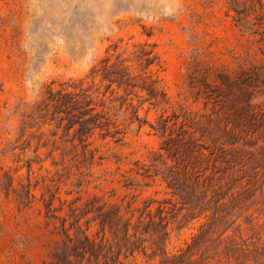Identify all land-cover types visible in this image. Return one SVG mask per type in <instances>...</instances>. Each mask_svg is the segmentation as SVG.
Instances as JSON below:
<instances>
[{
    "label": "rangeland",
    "instance_id": "374dc122",
    "mask_svg": "<svg viewBox=\"0 0 264 264\" xmlns=\"http://www.w3.org/2000/svg\"><path fill=\"white\" fill-rule=\"evenodd\" d=\"M228 2L0 0V264L51 261L61 238L45 217L42 194L47 198L54 192L52 207L61 208L56 211L61 217L77 197L80 206L94 197L123 205L135 200L132 206L148 197H170L159 179H143L134 172V161L149 164L158 152L161 136L150 125L157 127L161 115L177 114L180 120L204 112L197 93L203 77L213 81L219 72L232 74L240 66L261 62L256 44L234 26ZM112 44L117 45L115 51ZM143 44L156 56L157 63L145 73L156 81L159 92L156 100L142 103L130 96L134 105L140 104L138 114L144 123L124 121V137L118 142L103 137V131L94 132L88 139L95 153L91 165L80 158L71 160L73 150L63 145L49 154L50 140L35 156L37 141H46L52 130L47 125L36 130L40 121L35 108L45 91L79 80L93 90L99 84L97 78L91 80V69L107 50L129 58L132 69L142 73L133 51ZM108 94L106 105L114 106L110 115L120 123L130 112L123 114L124 106L117 111L118 101L109 103L106 97L113 96ZM252 102L262 106L264 93L256 94ZM24 139L30 144L22 149ZM257 146H264V138ZM236 211L220 247L214 240L218 232L204 243L210 245L203 255L208 256L206 264H264V185ZM203 221L181 222L179 229L173 223L167 249L184 247ZM95 229L91 224L89 233ZM224 245L227 249L222 251ZM203 251L204 246L198 255ZM157 261L140 255L136 259L137 264Z\"/></svg>",
    "mask_w": 264,
    "mask_h": 264
},
{
    "label": "trees",
    "instance_id": "16d2710c",
    "mask_svg": "<svg viewBox=\"0 0 264 264\" xmlns=\"http://www.w3.org/2000/svg\"><path fill=\"white\" fill-rule=\"evenodd\" d=\"M228 3L234 26L256 44L261 62L240 66L232 74L219 72L213 81L203 77L197 93L203 100L204 112L180 120L177 114L161 115L157 127L150 125L161 136L158 152L149 164L134 161V172L143 179H159L170 197H148L140 201V206H132L135 200L123 205L95 197L80 206L77 197L68 203L61 217L56 214L61 208L52 207L54 192H49L47 198L42 194L45 217L61 238L49 264H137L139 255L158 258L156 264H206L208 256L203 255L210 245L204 243L218 232L214 238L218 249L236 220L232 217L237 207L262 189L264 146H257V142L264 138V104L260 106L252 100L256 94L264 93V0ZM110 47L115 51L117 45ZM106 52L91 69V80L97 78L99 84L93 90L79 80L45 91L35 108L40 121L36 130L44 125L52 130L46 141H37L32 149L35 156L39 147L50 140L53 148L49 154L63 145L73 150L71 160L80 158L91 165L95 153L89 149L88 139L94 132L103 131V137L118 142L124 137V121H136L138 126L144 123L138 114L140 104L134 105L130 96L140 98L142 103L156 100L159 95L156 81L145 73L157 63L155 54L145 44L135 49L133 60L144 69L136 73L128 64L129 58ZM107 92L113 96L106 97L109 103L118 101L117 111L124 106L122 113L130 112L120 123L110 115L114 106L106 105ZM24 130L25 127L20 136ZM23 144L20 148L25 149L30 139H24ZM198 218L204 221L190 241L170 252L167 244L171 225L177 223L179 229L183 223ZM91 224L96 226L92 234ZM203 246L204 251L198 255Z\"/></svg>",
    "mask_w": 264,
    "mask_h": 264
}]
</instances>
